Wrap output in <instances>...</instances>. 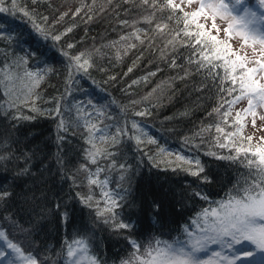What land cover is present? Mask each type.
<instances>
[{"label":"trees","instance_id":"1","mask_svg":"<svg viewBox=\"0 0 264 264\" xmlns=\"http://www.w3.org/2000/svg\"><path fill=\"white\" fill-rule=\"evenodd\" d=\"M246 3L252 7L256 0ZM0 7L7 9L0 12V81L9 83L4 80L9 72L22 78L14 81V96L0 84V193H9L0 199V228L25 253L31 252L41 264H59L66 247L82 238L100 264H118L133 252L132 242L147 246L155 239L172 240L195 214L237 191L248 167L243 156L236 161L217 158L235 151L217 144V137L227 141L215 126L220 124L226 132L233 128L213 112L232 98L221 91L231 87L230 81L221 85L222 69L211 74L208 68L197 70L189 63V58H198L191 47L177 43L174 49L165 48L170 37L140 22L148 14L140 0H16L15 7L12 0H3ZM160 19L158 13L156 22ZM37 25L46 37L36 32ZM137 29L148 33L144 43L121 40ZM56 35H61L59 41L52 39ZM129 44L137 46L128 49ZM30 52L37 55L29 56ZM81 53L90 57L93 67L73 70L69 76L74 63L69 57ZM25 72L43 74L32 97L39 113L18 101V108L10 107V101L23 99L30 86ZM82 106L101 107L99 125L109 126L112 136L117 129L127 130L115 145L95 132L97 147L111 153L98 157L96 164L85 158L91 145L86 142ZM140 111L150 115L136 116ZM60 120L66 131L57 127ZM133 121L140 130L131 129ZM209 126V131H202ZM133 136L157 143L138 146ZM161 149L193 161V169L198 160L204 172L190 175ZM98 169V179L107 181L120 205L114 217L105 211L101 186L88 184V175ZM87 196L92 199L85 204L81 198ZM120 222L129 227L116 228Z\"/></svg>","mask_w":264,"mask_h":264},{"label":"snow or ice","instance_id":"2","mask_svg":"<svg viewBox=\"0 0 264 264\" xmlns=\"http://www.w3.org/2000/svg\"><path fill=\"white\" fill-rule=\"evenodd\" d=\"M2 2L3 0H0V3ZM140 4L148 12L141 18L140 22L154 25L153 32L155 34L170 37L166 40L165 48L174 49L177 43L181 46L191 47L193 55L198 58L195 60L189 58V63L196 64L197 70L208 68L210 74L215 69L223 70L221 85L225 81H230L232 86L221 87V91L227 92L232 99H224L219 107L213 109V112L220 114L223 123L234 130L226 132L224 127L217 124L215 131L227 143L221 142L220 137H217L216 140L221 148L231 147L235 151V155L218 156L217 158L236 161L243 156L246 167L253 169L255 176L252 182L237 195L230 196L226 201H221L218 207L211 209V211L203 210L201 217L204 226L198 225L202 235L197 237L189 233L192 239L186 243L170 244L166 241H156V247L146 251L148 259L134 253L133 258L124 261L123 264H221V262L223 264H264V136L253 144L254 136L244 135L247 127L246 120L249 117L252 118L251 126L254 129L257 118L264 120V114L258 111V109L264 110V26H262L264 25V0H256V5L260 11L251 7L246 3V0H140ZM12 5L13 7L16 6V0H12ZM193 5L195 8L192 7ZM4 11L7 9L0 7V12ZM79 12L80 9H77L74 15ZM158 13L161 14L160 22H156ZM24 15L30 17V13L27 11H24ZM208 21L211 22L210 27H206ZM217 21L220 23L218 24ZM123 23L127 24L128 22L124 21ZM35 28L39 35L47 36L44 29L38 25ZM67 31L71 32L72 29L69 28ZM221 32L224 33L223 38L220 37ZM61 35L53 36L52 39L59 41ZM132 38L144 43L145 39H148V33L137 29L130 36L121 37V40ZM234 39L239 41L238 48L232 46L231 41ZM136 46V44H129L128 49ZM72 47L74 45H68V48ZM249 50L251 54H249ZM63 54L68 56L67 52ZM28 55L36 56L37 53L30 52ZM69 60L74 62L70 65L69 76L73 70L87 72L89 68L93 67L90 57L86 56L85 53L69 57ZM21 63H26V59L21 58ZM132 70L129 68L128 72ZM24 75L30 81V86L26 85L27 92L23 99L16 97L10 101V107L18 108V101L19 104L29 106L31 111L39 113L40 110L36 107L32 97L36 95L34 90L43 80V74L41 72H25ZM150 75H155V73H150ZM16 79L22 78L9 72L4 75V80L9 83L4 84V81H0V84H4L7 89L6 94L9 96L15 95L13 89ZM144 79L146 80L147 77ZM133 83H137V81H133ZM242 101H246V106L237 109L233 115V108ZM225 105L228 107L225 108ZM221 109L224 111L221 112ZM55 111L59 115V109L57 108ZM135 115L143 117L150 115V113L140 111L136 112ZM229 118H231L230 123ZM14 119L31 120L34 117L16 116ZM57 127L66 131L63 120L59 121ZM211 127L202 129V131H209ZM85 128L89 134L86 142L91 145L90 149L85 150V158L90 163L96 164L98 157L102 155L107 157L111 153L106 149L97 147L94 134L102 130L95 123H86ZM131 129L140 130V125L133 121ZM259 130L264 131V126ZM126 134L127 130L117 129L116 134L110 138L111 143L113 145L118 144L120 142L119 137ZM130 138L135 139L138 146L145 142L157 143L155 139L151 138L147 141L142 140L140 136ZM100 139L107 141L109 137L101 136ZM163 151L161 149V152ZM209 154L216 155L215 153ZM175 161L177 167L183 168L192 176L200 177L204 172V167L198 160L195 161V169L191 167L193 161L183 156L177 155ZM184 165L189 167H184ZM120 168L124 169L125 165H120ZM81 170L87 172V166L82 165ZM100 171L102 169L88 175L87 179L90 186H106V180L100 181L98 179ZM204 179L207 180V177ZM8 195L9 193L2 192L0 199H4ZM194 195L207 200V196L199 192L194 193ZM103 196L106 198L107 205L105 211L114 217V209L120 206L118 201L107 191L103 192ZM123 198L120 197V199ZM81 199L83 203L88 204L92 197L87 196ZM103 214V212H98V215ZM64 215L67 217V213ZM115 227L124 229L128 228L129 225L120 222L116 223ZM132 243L138 253L140 251L139 245H136L135 242ZM209 244H217L222 249L231 250V257L222 255L221 252H214L209 259H202L198 254L207 251ZM66 255L70 264H100L97 257L89 254V244L82 238L74 240L72 244L67 246ZM17 262L19 264H41L36 256L31 252L25 253L20 244L14 242L6 230L0 228V264H17Z\"/></svg>","mask_w":264,"mask_h":264},{"label":"rangeland","instance_id":"3","mask_svg":"<svg viewBox=\"0 0 264 264\" xmlns=\"http://www.w3.org/2000/svg\"><path fill=\"white\" fill-rule=\"evenodd\" d=\"M192 7L195 8V5H193ZM252 7L255 10H257V11H260L258 9L257 5H254ZM186 10H191V9H186ZM201 22H204V21H201ZM217 23L219 24L220 21H217ZM210 24H211V22L208 21L207 24H206V27H210ZM262 26H264V25H262ZM213 35H215V32H213ZM220 37L221 38L224 37V33L223 32L220 33ZM231 43H232L233 48H238L239 47V41L238 40H235L234 39V40L231 41ZM249 54H251L250 53V50H249ZM230 84H231V82H230ZM231 86H232V84H231ZM245 106H246V101H242L240 104L236 105L233 108V115L235 114V111L237 109L243 108ZM80 110L82 111V113H84L83 114L84 115V119H85V121L87 123H95L97 125V127L102 130L100 132H97V135L98 136H100V137L101 136L109 137V139L112 137V134L108 130V127L109 126L103 125V124L99 125V122L102 119L103 114H104V111H103V109L101 107L96 108V107L91 106V107H86L84 109V107L82 106L80 108ZM258 111H260V112H262V114H264V110H259L258 109ZM100 113H103V114L101 115ZM251 119L252 118L249 117L246 120L247 127H246V129L244 131V135L245 136H249V135L254 136L253 144H255L259 140L260 137L264 136V131H260L259 130L262 126H264V120H261V119H258L257 118V120H256V128L254 129L251 126ZM232 130H234V129H232ZM163 150L164 151L162 153H165L166 156H170L172 158H175L177 156V155H175V153L174 154L168 153L169 151L167 149H163ZM160 152H161V150H160ZM244 166H245V164H244ZM254 176H255L254 170L253 169H250V168H247V171H246V174L244 176V179H242L240 181V183H238L240 186H239V188H236L237 189L236 192H230V193H228L224 198H222L221 200H219L214 206L209 207V208H205V209H208L209 211H211V209L217 208L218 205H219V203L221 201H226L230 196L237 195L243 188L247 187L248 184H250L252 182ZM101 188L103 189V192L104 191H107V192L111 193L112 194V197L117 200V198L115 196V193L113 191H111L107 185L106 186H103ZM203 210L199 211L191 219H189L187 223H185L184 225H182V229H181L180 234L178 236H176L174 239H172V240L155 239V240L152 241V243H150L147 246H146V244H144L142 246H139L140 247V251L138 253L136 252V249L134 248L133 252L129 255V257L127 259H124L122 262H120L118 264H123L124 261H128V260L132 259L134 253L136 255H138V256H141L144 259H148L147 255H146V251L149 250L150 248L156 247V241H166L167 243H170V244H176L177 242H184V243H186V242H189L192 239V236H190L189 233H192V234H194L197 237L200 236V235H202V233H200V231H199L198 225L200 227H203L204 226V224H203V218L201 217V213L203 212ZM84 240L86 242H88V240H86V239H84ZM237 247H239V246H237ZM214 252H221L222 255H226V256H229V257H231V255H232V251L231 250H229L227 248L222 249L217 244H209L208 247H207V251L200 252L198 255L202 259L207 260V259H209V257L212 256V254ZM66 253H67V247L62 252L61 257H59V264H70V261L68 260ZM89 254L95 256V254L92 253V251H91L90 245H89ZM17 264H19V262H17ZM52 264H54V263H52ZM110 264H112V263H110ZM221 264H223V262H221Z\"/></svg>","mask_w":264,"mask_h":264}]
</instances>
